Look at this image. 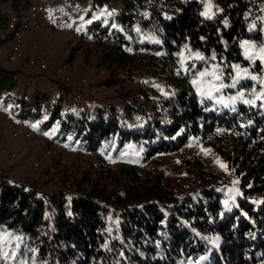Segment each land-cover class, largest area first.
<instances>
[{"label":"trees","instance_id":"obj_1","mask_svg":"<svg viewBox=\"0 0 264 264\" xmlns=\"http://www.w3.org/2000/svg\"><path fill=\"white\" fill-rule=\"evenodd\" d=\"M35 1L0 0L5 5L0 10L1 41L12 38L10 14L23 17ZM114 1L72 0L87 4V17L106 4H118L116 17L125 34L95 21L88 29L113 41L100 59V67L110 74L108 86L122 89V73L128 70L132 78L140 68L166 80L170 97L159 100L149 86L139 89L143 101L138 107L126 93L121 110L64 111L63 90L51 101L36 77L19 81V71L0 62L1 104L30 123L45 111L46 127L59 122L56 142L69 138L92 155L113 151L115 158L135 145L136 151L143 147L147 163L199 140L231 164L239 181L236 193L221 189V177L200 161L189 163L206 186L179 202L163 177L144 175L127 161L117 168L114 188L94 182L83 188L79 183L74 193L40 196L0 175V238L8 234L19 243L15 264H264V86L245 78L235 88H225L223 97L244 94L232 111L201 97L192 83L213 63L225 68L226 78L235 75L234 64L257 77L264 74L261 60H246L241 47L244 41L264 46V0H211L216 9L211 19L201 15L206 0ZM146 5L151 9L148 19L142 13ZM123 45L136 53L121 51ZM196 52L206 59H188L183 70L181 54Z\"/></svg>","mask_w":264,"mask_h":264},{"label":"rangeland","instance_id":"obj_2","mask_svg":"<svg viewBox=\"0 0 264 264\" xmlns=\"http://www.w3.org/2000/svg\"><path fill=\"white\" fill-rule=\"evenodd\" d=\"M47 3L48 8L51 11L56 10V7L51 4V1L48 0ZM208 3H211L212 5L209 13L212 18L215 15L216 9L211 0H206L204 2L203 12L205 11V5ZM117 5V3L106 4L95 10L93 12L94 14L92 13L91 17H87L85 21L88 25L95 21L100 23L103 28H109L111 32L117 31L125 34V27L117 21L116 16L118 11L114 8ZM145 9H150V7L146 5L143 8L142 13ZM260 14L261 11L257 15L258 19L260 18ZM42 37L41 42H30L31 49H29L26 44L27 55H35L48 59L50 71L45 76H35V79H37V82H39L43 90L49 94L51 101H57L61 97V90H63V96L65 98L64 111L82 110L96 113L97 110H100L99 108H103L104 106L121 110L125 105V99L122 94L130 93L131 95L129 100L132 103L134 102L131 97L134 98L137 91L136 89L134 90L133 82H142L144 80L149 84L150 82H158L156 87H162V89L169 87L171 91V85L166 80L153 78L144 70L139 68L138 71L134 72V77H132L133 79L129 78L123 82L122 89L121 87H109V95L104 98H93L84 91V88L80 84V79L91 77L100 72L102 69V67H100V59L107 53L106 51L109 45H111V41L101 40V43L97 44L96 49L90 50L88 49L87 43L89 41L88 33H86L83 38L78 39L72 32L63 31L55 34L54 32L47 30L43 32ZM127 37L130 39L129 35H127ZM34 47L37 48L34 50ZM261 47H264L263 44L251 49V53L254 57L253 60L259 59V56L261 55L259 49ZM183 55L186 58L184 60V67L180 64L183 70L187 68L185 64L188 59L189 61H201L195 59V56L192 53L186 56L185 54ZM261 62L264 65V61ZM2 63L6 68L17 70L15 66H11L5 62ZM214 65L218 64L213 63L212 65H209V68L212 69ZM219 66L223 70V82L225 84H231L232 79L230 77L226 78L225 76V68L221 65ZM57 67H66L67 73L72 75L74 78V83L72 85L63 84L55 77L54 71ZM206 68L204 67L201 71H204ZM24 76H27V74H24ZM251 76H256V74L249 73V76L246 78L251 79ZM195 79L201 78L197 74ZM211 79V77H204L202 78L201 83L203 84L204 81ZM256 81H258L260 86H264V74H259L258 80ZM53 86L56 88L55 90L51 89ZM195 88H197V85H195ZM119 90H121V92ZM203 90L207 91V88H204ZM223 90L219 93H213V96L215 97L214 105L219 107L224 106L227 110L230 109L234 111L235 103H238L244 98L236 99L233 102L231 98L225 97L227 96V93L224 97L222 96ZM199 95L201 97H206L201 94ZM238 95L239 94L234 96ZM221 97L225 102L217 103V100ZM117 98H120L121 101L117 102ZM10 108L11 107H4V105L0 102V109L4 112H9ZM43 112V117L37 123H32L37 132L35 139L38 142L39 150L52 149L56 158H58L62 154L58 148L54 146V144L58 142H56L54 138L56 137L59 129V122H56L53 125L54 127H46L47 124L45 122H47L48 118L45 115V111ZM42 126L46 128H43ZM128 126L132 127L130 123H128ZM8 132V128L0 126V160L7 162L6 167L2 169L0 175L10 182L21 183L32 187L33 190L39 192L40 196H46L60 191L74 193L77 191V185L79 183H84L85 187L83 188H90L92 182L100 183V185H106L109 188H114L117 186V168L125 161L135 163V166L144 175L163 177L169 187H171L173 196L177 202L184 197L199 194L200 190L206 186V184L200 179V175L195 171V168L189 163L192 161H200L204 164L207 171L218 174L221 177V189L225 188L231 190L233 193H236L235 188L239 182L231 164L225 159V157L199 140L194 141L193 144L180 149L176 153L158 155L147 163L143 162L141 155L143 147H141V151H136L137 148L135 145H131L129 147L127 146L125 151L115 158H113V151L109 155L104 152H99L94 155L89 153L84 154L83 152H75L69 156L67 161L68 163L66 165L62 167H59L58 165L57 172L52 174L46 167L35 171L33 169V163L36 158L34 154L26 153L19 155L22 142L15 143L9 141ZM65 141L71 143V139L69 138ZM12 153H16L18 157L16 159H12ZM108 159H116L118 164L110 165L108 164ZM109 168L114 169L112 173L108 172L107 169ZM87 176H89V180H91L88 183L84 182ZM110 218L112 220L115 219L113 222H118L117 217L114 218V216L110 215ZM0 240H4L3 236Z\"/></svg>","mask_w":264,"mask_h":264},{"label":"built area","instance_id":"obj_3","mask_svg":"<svg viewBox=\"0 0 264 264\" xmlns=\"http://www.w3.org/2000/svg\"><path fill=\"white\" fill-rule=\"evenodd\" d=\"M48 0H36L28 9L27 13L20 17L17 14H10L8 21V32L12 34V38L9 41H1L0 39V62H5L11 66H15L18 72L16 78L19 81L35 76H45L50 71V65L48 59L44 57H38L35 55H27V38L38 39L44 31L50 30L55 34L63 31L72 32L74 36L81 39L86 33L89 35L88 49H96L98 43H101V36L99 32H89V25L85 21L87 18L88 6L86 3L73 4L72 0H49L51 4L56 7L55 11H51L48 8ZM5 5L0 4V10H4ZM143 16L145 18L150 17V9H145ZM6 39L3 37V40ZM113 41H111V44ZM37 47H34V50ZM121 51L128 54L136 53V50L132 46L123 45ZM164 57V55L162 56ZM207 70H211L209 67ZM27 74V76H24ZM54 75L63 84L72 85L74 78L67 73L66 67H57L54 71ZM121 78L127 80L130 78V72L125 70ZM110 80L109 72L102 68L99 73L80 79V84L84 88V91L93 98H100L109 95L108 83ZM159 80V79H158ZM158 82H133L134 90L137 93L134 98L131 99L133 103L138 107L143 101V97L139 94L140 88H148L154 86L156 95L159 100L170 97L171 91L168 88L162 89V87H156ZM50 85V84H49ZM52 90L56 88L51 87ZM120 102V98L116 99ZM0 126L6 127L9 130L8 140L11 142H22L19 155L26 153H33L36 157L34 160L35 171L46 167L47 170L54 174L57 172V167L66 165L69 156L73 153L83 152L79 150L76 145H72L67 141L57 142L54 144L61 152L58 158L52 149L39 150L38 142L36 141L37 132L35 127L29 121H23L9 112H0ZM66 154V155H65ZM12 159H16L18 155L16 153L11 154ZM108 164L117 165L118 162L115 159H108ZM7 165L6 161L0 160V172ZM4 240L0 244V255L3 264H15L19 243L15 238L4 235ZM7 252L8 256L4 257L3 253ZM13 253L15 255H13Z\"/></svg>","mask_w":264,"mask_h":264},{"label":"snow or ice","instance_id":"obj_4","mask_svg":"<svg viewBox=\"0 0 264 264\" xmlns=\"http://www.w3.org/2000/svg\"><path fill=\"white\" fill-rule=\"evenodd\" d=\"M212 5L211 3H208L205 5V11L201 13L202 16H205L209 19H211L210 16V11H211ZM241 47L244 49V58L246 60H253L254 57L251 53V49L255 48L256 45H252L249 44L248 41H244L241 44ZM260 52V56L259 59L261 61H264V47H261L259 49ZM195 59L197 60H205L206 58L204 56H202L199 52L194 53ZM186 58L184 57L183 54H181V66L184 67V60ZM212 60L216 59L215 54H213V56L211 57ZM231 68L233 69V71L235 72V75L233 76L232 73H229V77L232 79V83L231 84H225L223 82V70L220 68L219 65H214L212 67V69L209 71L207 69H205L204 71H200L198 73V76L201 79H193L192 83L194 85H197L196 91L201 94L202 96H206L207 98L210 99H215V97L213 96V93H219L221 90L225 89V88H235L236 85L238 83H240L241 79L246 78L249 76V70L248 68H241V66L239 64H234L231 65ZM187 70V69H185ZM219 73V74H218ZM204 77H211V80L208 81H204L203 84L201 83L202 78ZM251 80L256 81L258 80L257 76H251ZM204 88H207V91L203 90ZM243 93H239L238 96H234L231 99L233 100V102L236 99H242L243 98ZM217 103H224V99L221 97L220 99L217 100ZM244 103L247 104H251L252 101L250 100H245ZM223 166V165H222ZM4 257L8 256L7 252L3 253ZM13 255H15L13 253Z\"/></svg>","mask_w":264,"mask_h":264},{"label":"crops","instance_id":"obj_5","mask_svg":"<svg viewBox=\"0 0 264 264\" xmlns=\"http://www.w3.org/2000/svg\"><path fill=\"white\" fill-rule=\"evenodd\" d=\"M42 35L36 40V39H31L30 37H28L27 38V47L29 48V49H31V46H30V42H37V41H40L41 42V40H42ZM8 69H10V68H8Z\"/></svg>","mask_w":264,"mask_h":264}]
</instances>
